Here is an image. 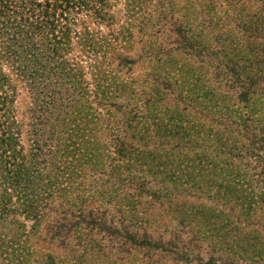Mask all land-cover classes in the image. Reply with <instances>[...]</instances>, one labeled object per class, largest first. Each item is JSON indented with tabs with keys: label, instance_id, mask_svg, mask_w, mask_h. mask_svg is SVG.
<instances>
[{
	"label": "rangeland",
	"instance_id": "obj_1",
	"mask_svg": "<svg viewBox=\"0 0 264 264\" xmlns=\"http://www.w3.org/2000/svg\"><path fill=\"white\" fill-rule=\"evenodd\" d=\"M15 1L18 5L2 0L0 51L6 57L2 71L19 93L13 108L23 124L26 148L32 145L24 120L31 121L28 111L34 108L31 89L35 78L25 73H36L38 65L31 61L14 65L13 52L18 46L12 52L7 48L21 37L29 52L44 57L45 65L39 67L47 76L43 78L39 71L37 78L42 85L50 84L44 93L54 88L53 77L62 85L53 103L63 107L69 103L66 97L71 103L77 101L69 103L71 108L63 107L58 120L51 118L49 124L43 125L46 131H56L59 147L66 150L62 162L71 160L70 151L89 148V142L105 144H97L108 158L105 162L101 157V162L109 165L110 158H116L123 178L129 182L123 197L143 200L138 207H125L123 203L128 219L125 227L129 223L134 225L130 235L147 231L159 245L152 249L134 245L126 239L122 227H118L119 234L100 231L79 221L77 213L67 222L72 224L70 232L55 235L51 228L63 211L59 204L69 208L74 202L90 203L93 194L106 184V188L113 190L114 180L99 175L89 178V173L87 185L78 188L81 179L69 180L67 172L58 176L66 192L51 206L59 213L44 210L42 221L37 222L25 214L22 201L12 207L19 210L17 214L3 211L0 204V263L8 256L13 264H51V256L57 264H213L211 257L219 263V256L232 253L228 250L232 244L226 245L227 241H240L241 235L235 229L247 233L244 228L248 226V236L257 235L252 224H263V220L253 217L245 223L242 217L237 222L239 212L238 217L232 212L234 203L250 200L257 205L264 199V165L257 161L261 153L251 149L252 131L246 132L242 127L244 116L251 115L255 107L247 108L248 104L240 100L234 76L237 69L232 71L235 58L225 64L217 53L219 36H225V29L220 28L232 27L224 13L226 5L237 0H215L212 13L207 8L209 0H111L115 6L110 15L116 20L111 26L107 20L97 18L96 6L88 3L89 9L77 6L68 21L56 22V28L44 27L47 34L51 31L49 36L36 29L38 17L44 16L42 9L23 26L21 21L27 18L22 13L28 14L30 0ZM60 13L61 10L57 20ZM16 29L26 34L21 36ZM67 29L68 44L60 41ZM180 30L188 36L183 38ZM85 32L94 35L92 45L83 43L81 37ZM65 62L73 71L66 68L67 79H62L65 71L59 72ZM71 63L78 64L81 77ZM79 106L83 112L77 117ZM113 124H119L126 132L131 147L127 154L115 153L114 133L110 130ZM254 125L259 129L256 122ZM71 130L79 132L73 141L68 139ZM87 139L89 142L82 150ZM0 175L1 185L5 175L1 171ZM141 176L149 192L142 199L138 198L140 193L134 183ZM186 188L189 191L182 192ZM2 190L0 187V193ZM156 191L162 196L172 194L182 207L174 202L171 209L163 197V204L158 200L150 209L144 202L151 201V194ZM76 196L80 198L75 200ZM118 197L119 192L115 191V198ZM107 201L105 198L104 202ZM107 206L114 211L111 205ZM94 207L88 205L84 215ZM143 209L146 216H142ZM113 214L105 218L108 226ZM185 217L188 220L182 228ZM263 239L264 236V243ZM255 248L264 250V244L257 243ZM248 264L257 263L249 259Z\"/></svg>",
	"mask_w": 264,
	"mask_h": 264
},
{
	"label": "trees",
	"instance_id": "obj_2",
	"mask_svg": "<svg viewBox=\"0 0 264 264\" xmlns=\"http://www.w3.org/2000/svg\"><path fill=\"white\" fill-rule=\"evenodd\" d=\"M4 1L5 0H3V2ZM12 1L17 4L15 0ZM214 1L215 0H209L207 6V8H209V13H212L214 7H216ZM3 2L0 0V10L3 9ZM88 3L96 6L97 18L103 20V22L107 20L108 26L115 24V17L110 15L111 9L115 6L111 0H30V8L27 12L28 14L32 12V16H28V14L23 11L22 14L27 20H22L21 25L24 26L23 23L28 24V20H31V18L34 19L35 16H37V10L41 8L44 16L38 17L39 20L36 21L38 24L36 29L38 31L44 30L43 33L47 34L46 31L50 28L52 29V26H54V28L57 27V21H68L71 12H73L77 6L84 7V9L87 7V9H89ZM11 4L13 7H16L12 2ZM59 10H61V13L57 20L56 15ZM224 13L227 19L232 23V27L229 25L220 28L221 30L225 29V36H219V49L217 53L222 63H232L234 62V58L236 60V63L232 64V71L235 73L237 69V73L234 74V76H236V81L240 88V100L248 104L247 108H250V106L255 107L252 109L253 112L251 115L244 116L242 127L245 128L246 132L252 131L251 149L261 153L257 161H260L264 165V116L262 117L264 114L261 116L257 115L260 111L264 112V0H237L236 3L231 1L226 5ZM44 27L48 29H43ZM16 30L19 31L18 34L21 36L22 33L26 34L24 30ZM50 32L49 30V33ZM66 32L67 34H64L63 37L60 38V41H64L68 44L70 40V30L67 29ZM180 32L183 38L188 36L184 34V31L180 30ZM16 33L17 32H15V34ZM49 33L47 36H49ZM89 35L88 32H85L81 38L84 40L83 43L92 45L91 40H93L94 37L91 36L94 35ZM22 40H24V37L19 38L15 43H11L7 49H9L8 52H12L14 48L18 46V50L13 52L15 58L13 62L15 66H17L16 63L21 64L25 61H31V64L38 65L36 73H31V75L25 73V76L35 78L32 82L33 89H31L32 94H34L32 105L35 109L33 108L28 111L31 113V121L27 122L24 120L25 124L29 127V131H27L26 134L29 135V140L32 145L30 144L29 149H27L23 142L24 137L23 132H21L23 124L22 121L17 119L16 110L13 108V104L18 99L19 93L16 88H14L7 75L2 71V65L6 57L0 51V150L3 151L0 154V171L5 175L0 185V187L3 188L2 193H0V204L3 206V211L7 213L12 212L14 214L19 213L17 208L12 209V207L22 201V206L25 207L23 209L25 214L30 216V218L36 219L37 222L42 221L44 210H51V212L56 211L54 207L51 208L52 204L58 199H62L66 192V189L62 187L60 178H58L59 174H66L69 172V180L80 178L81 180L77 182L78 188L87 185V173L90 174L89 178H96L99 175V178L107 177L108 179L114 180L111 186L113 190L106 188V184L102 187L101 191L93 194L90 203H87V201L74 202L69 208H65L63 204H59V207L62 208L63 211L60 213L56 211V213L60 215L59 218L55 219V226L51 228L54 234L62 235L66 233L67 235L72 229V224H68L67 222L69 218L72 217L73 219V217L76 216L75 213H77L79 215V221L87 223L88 226L93 225L94 228L100 231L107 230V232L112 234H119L120 229L118 227H122L126 234V239L133 241L132 244L139 245L143 248H157L159 244L152 240L147 231H143L141 235L140 233L130 235L129 233L134 225L129 223V225L125 227L128 219L122 208L123 203L125 207H138L143 203V200L138 201L134 199L133 196L127 198L123 197L129 187V182L126 178H123L124 174L122 167L116 162V158L111 157L109 165L101 162L103 159L105 162L108 160V158L100 152V147H105V144L96 141L99 147L94 141L90 143L87 139L83 142L82 150L85 148L87 142L90 144L89 148L85 149L83 152L70 151L68 157L71 160L62 162L66 150L59 147L60 139L55 138L56 131H46L43 125L49 124L51 118L58 120L62 114L61 111L63 107L71 108L69 107V103L76 104L77 101L71 103L70 98L68 99V97H66L65 99L69 100V103L63 104V107L53 103L57 99L56 95L61 93L62 85L59 79L52 77L51 83L54 81L55 86L51 91L44 93V90L48 89L50 84L42 85V80H40V83L37 81L39 71L43 78L47 76L41 71V67L45 65V63H43L44 57L33 51L29 52L27 46L24 45L25 41ZM67 63L69 62L63 64V71L59 72V74H61L65 71L64 74H61L62 79H67L69 71H66V68L73 71L71 66H67L69 65ZM39 65L41 67H39ZM71 65L77 69V74L81 77L82 75L81 71H79L80 68L78 64L71 63ZM75 89L76 84L74 86V90ZM42 94H44V96H42ZM80 106L77 107V117L80 116L79 113L83 112ZM70 111H72V109L69 110V113ZM255 122L259 129L255 127ZM110 130L114 133L112 137L114 146L116 147L115 153L127 154L131 147L128 144L125 130H123L119 124L111 125ZM78 134L79 132L75 131L74 133L73 130H71L68 134V139L73 141L78 137ZM256 144L261 145L257 147ZM246 148L245 146V149ZM101 157L103 159H101ZM90 163L93 164V167L89 166ZM3 164L5 165L4 168ZM93 170L97 172L93 173ZM10 174L12 175L10 176ZM134 183H136L135 190L140 193L138 198L142 199L144 194L149 193L145 188V178L143 176L137 177V181H134ZM115 191L119 192L120 197L115 198ZM188 191L189 190L186 188L182 192ZM157 192L159 193V191H156L151 194L153 196L151 201L144 202L145 205L150 206V209L155 206L158 200H160V205L163 204V197L166 198L165 203L169 204L171 209L173 208L172 204L174 202H176L174 204L180 205L179 200L173 197L172 194L165 193V195L162 196L161 193L157 195ZM15 197H17V202H14ZM79 198L80 197L76 196L75 200ZM105 198H107V202H104ZM248 202L249 203H234L232 212H235L237 217L239 212L237 222L242 219V217L245 218V223H250L253 217H258L260 220L264 221V199L259 201L257 205L251 203L252 201L250 200H248ZM104 203L111 205L114 211L109 210L108 206ZM88 205H95V207L85 216L84 213ZM103 206L107 207L108 211L103 210ZM112 213L114 214L111 218V224L108 226L105 218ZM141 213L142 216L147 215L144 209ZM87 220L89 222H86ZM187 220L188 217L182 220V228H184ZM239 225H241V223H239ZM252 225L258 230L257 235H251V237H249L248 226L244 228V231H247V233L235 229V231L241 235V237H239L240 241L237 243L232 240L226 243V245L232 244V247L228 248V250H232L230 251L232 253L227 257H223V255L219 256V263H217L218 260H216L215 257H211L210 261L213 264H248L249 259H251L257 264H264V250L255 248L257 243L264 244L261 240V237L264 236V223ZM67 226L68 228H66ZM141 228L143 229V227ZM259 232H261L260 235ZM193 241L194 240L189 242L188 245L190 246L193 244ZM225 242L226 241H224V243ZM169 245H172V243H169ZM169 252H172V250ZM49 261H51V264H57L53 261V257L51 256L49 257ZM0 264L13 263L10 262L7 256Z\"/></svg>",
	"mask_w": 264,
	"mask_h": 264
}]
</instances>
